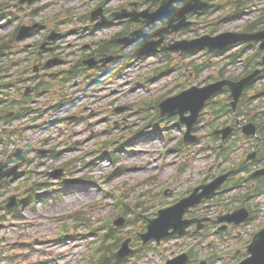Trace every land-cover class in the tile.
<instances>
[{"label":"rangeland","instance_id":"374dc122","mask_svg":"<svg viewBox=\"0 0 264 264\" xmlns=\"http://www.w3.org/2000/svg\"><path fill=\"white\" fill-rule=\"evenodd\" d=\"M122 2L123 0H115L111 6H118ZM221 2L220 0L216 1L217 9L204 19L202 18L200 25L197 24L192 30L187 31L183 37L196 38L216 27H218L217 34L227 31H240L249 21L258 18V12L253 13L257 9L256 6L262 7L260 9H263L264 6V0H252L248 7V13L227 19L226 14L230 8L225 5L227 2H222L225 7H221ZM96 4L97 1L95 0H58L57 4L52 7V11L59 9L60 5L62 7L75 5L78 8L77 13H85ZM221 15L223 18L219 20ZM77 17L75 16V18ZM13 28L14 26L4 27L3 30H0V38L11 35ZM69 28L71 25H65L66 30ZM116 30H106L99 33L97 38H105ZM77 41L78 39L73 37L72 42ZM75 49L72 47V51ZM255 52L254 46L249 49V56L255 55ZM192 59H195L197 63H202L205 61V56L198 54ZM219 61H215L216 65L212 63L214 68L205 71L198 82H205L211 74L214 75L216 69L221 67ZM186 62L185 60L173 59L175 70L163 75L156 74L154 71L163 67L159 56L149 58L125 69L123 73L126 74L122 79L116 76L107 80L110 84H107L101 93L100 91H92L90 87L86 89L83 83L68 86L67 91L75 103L64 106L62 116L65 117V120L44 135H39L36 132V135H28L25 139L30 140V146L36 147L37 142H44L47 138V149L53 151L56 150L57 146L60 149H67V153L58 161L51 157L41 159V162L43 160L48 162L47 170L50 167L63 166L77 158L84 159L82 164L73 162L69 167V171L76 173L71 178L82 179V182L69 191L62 192L60 200L56 203H52L51 199L45 203L38 198L34 205L22 204V215L26 218V228H21L22 231L19 227H16L19 231L17 229L1 231L5 223L15 221L11 216L6 215V219L0 221V244L5 245L4 249L7 253L1 256L0 264H85L87 262L86 257L91 254L89 242L98 240V236L91 235L88 227H76L72 229L74 238L71 241L67 239V244L62 245L57 244L63 238L58 234L56 235V229H59L62 223L66 225L75 223L76 219L72 215L82 209H84L82 211L89 213L87 218L89 217L93 222L92 229L103 227L104 219H112L113 223L117 219L112 214L117 211L114 207L116 201L107 195L106 190L118 193L127 189V186L132 187L129 195L130 202L137 199L139 192L143 193V190L152 191L153 195L156 196L152 197L151 201L146 204L148 214L152 215L154 209L171 206L179 195L185 197L188 189L199 185L203 178H207L206 182H209L213 176L218 175L217 169L220 167V162L215 161L216 153L212 149L216 141L204 137L209 134L206 125L202 126L199 134H197L202 138L200 145L187 148L188 154L184 157L173 150V147L182 139L186 130L185 126L177 124L176 121H165L159 123L156 128H152L155 125L147 128L145 124L148 120L145 117L151 115V112L136 110L147 98L157 100L158 97L168 93L174 87L175 91L172 94L175 95L181 92L184 86L195 84V77L193 75L188 76L191 71H189ZM179 66L182 68L179 69ZM213 69L215 72H212ZM179 83L181 85L176 88ZM173 85L174 87H172ZM50 100L51 97L48 101ZM56 100L55 97L53 101ZM68 105L70 108L67 107ZM73 116L76 118H70ZM205 117L208 119L209 115ZM70 121L74 123L71 124ZM22 138L16 140L25 144L26 142L22 141ZM117 138H121L120 141L123 142V145L127 149L129 148L128 152L118 148L120 152L117 154V160L113 156L101 155L104 151L114 150L113 148L117 143L112 145L111 140ZM74 143L78 150H71L70 147ZM240 144L241 141L238 142L237 147L232 152L229 162L234 163L233 157L235 160L238 159V151L242 145ZM87 152L88 155H86ZM182 159L187 166L181 167L179 165ZM46 169L42 165H33L32 169L27 170H32V172L26 174V176L32 175L30 180H26L25 176L13 185L16 186L15 188L1 191L0 203L4 204L5 199L13 193L20 195V200L25 199V190L32 188L29 182L40 179L45 181L46 177H43L41 173L47 171ZM150 179L153 182L148 183ZM55 182L58 184V180L53 181V183ZM162 191L165 192L162 194ZM88 205H91L89 206L91 208L87 207ZM202 206L194 212V216L198 213L202 217L215 219L223 212V208L218 205L213 207L210 205L207 208H202ZM138 214L147 215L141 214L140 211ZM15 222L19 223L18 221ZM138 223L140 221L129 227L127 231H140L142 225L139 226ZM213 228L212 225L206 226V230L203 231V235L206 237H200L204 239L202 254L209 253L215 248H218L219 251H226L239 245V240L235 238L239 231L234 237L224 240V237H219L213 233ZM250 229L255 230L252 227ZM4 240L13 242L10 249L7 248V244H3ZM194 244V238L187 236L181 239H172L164 245L166 248L165 256L159 255L157 252V254H151L145 261L131 259L127 264H158L165 257L173 258L179 255L185 247ZM238 248V258L232 259L228 255L216 264H236L240 259H244L246 247L238 246Z\"/></svg>","mask_w":264,"mask_h":264},{"label":"water","instance_id":"95a60500","mask_svg":"<svg viewBox=\"0 0 264 264\" xmlns=\"http://www.w3.org/2000/svg\"><path fill=\"white\" fill-rule=\"evenodd\" d=\"M30 3L34 0H28ZM153 1L156 5L161 0H147ZM184 3V6L181 8L174 7V3ZM209 5L207 3L201 2V0H163L161 3L160 9L153 13L149 14V11H145L144 13H136L133 12L130 14L132 20L139 21V17H144L147 23H156L160 20L168 19V27L157 31L152 35L142 36L140 32L134 33L132 36H136L134 38H125L121 40L122 43H130L132 41L139 40L142 37H145V41L141 44V49L137 51L138 54H146L150 51H157L158 46L162 43V40L154 43L150 40L155 36H163L164 34H170L172 32H179L183 28L189 27L191 23L187 22V15L189 13H199L200 10H205ZM100 14H102V9L98 10L93 14V19H96ZM126 13L118 15V18L127 17ZM177 21V24H174ZM36 27V26H35ZM34 27V28H35ZM172 29V30H170ZM28 29H23L19 39L25 37ZM250 41H262L261 48L264 49V31L256 33V34H239V33H225L216 37L212 36H204L200 39H196L193 41H182L176 42L169 49L170 51H182L189 52L200 50L204 48H208L210 50H224L229 46L236 44L238 42H250ZM260 71H256L252 75L242 79L239 82L233 81H221L215 84H212L206 88H197L193 87L190 90L180 94L179 96L173 97L165 101L161 104L162 114L163 115H181V122L186 123L188 126V132L185 136V141H191V132L196 124L199 114L201 110L206 105V102L211 99L214 95L224 90L225 87H228L232 94L231 98L234 99L232 103L234 109L236 110L237 104L241 99L244 90L247 86L251 85L256 77L260 74ZM187 112H191L190 117H186L185 114ZM232 131L229 129L224 131L225 137H227ZM244 133L247 135H254L256 133V127L252 124L244 127ZM22 152L14 154L18 159H22ZM6 165L0 166V180H3L5 177H11L17 175V167L9 169L5 171ZM264 176V170L259 171L253 175V177H262ZM229 175H225L221 178H218L209 186L200 187L195 190L194 194L190 196L188 199L184 200L174 208L162 211L160 213V218L155 221H150L148 226L149 233L143 235L146 241H149L151 238H155L158 242H160L163 238L169 236L171 233L169 231L174 229L175 233H179L181 235L186 233V228L194 222L201 221L192 220V221H183L184 214L189 211L190 207L197 205L200 203L205 197H210L215 194L216 190L222 186V184L226 181ZM6 181H3L5 183ZM1 185V184H0ZM203 189L204 192L199 194V191ZM15 203H11L9 206H13ZM249 214L246 210L236 211L232 215H228L224 218H220L217 222H228L240 224L244 222L248 218ZM201 227H198L200 230ZM128 244L124 245L125 249L122 251V256L128 253L127 251ZM249 253L252 255L250 258L242 262L241 264H264V230L258 233L253 243L248 248ZM188 258L187 256L179 257L169 264H187Z\"/></svg>","mask_w":264,"mask_h":264},{"label":"trees","instance_id":"16d2710c","mask_svg":"<svg viewBox=\"0 0 264 264\" xmlns=\"http://www.w3.org/2000/svg\"><path fill=\"white\" fill-rule=\"evenodd\" d=\"M264 21V20H263ZM263 21H260V22H257V23H255L253 26H251L250 28L252 29V31L253 30H255V29H258L259 27H260V24L263 22ZM109 49H110V47L109 48H105L104 47V50L102 49L101 51L102 52H105V51H109ZM197 71H201V69L200 68H198L197 69ZM227 95V94H226ZM227 101H229V100H227ZM217 105H219V104H217ZM212 108H213V110H214V106H212ZM228 103L226 104L225 103V106H223L222 107V111H224V110H228ZM218 112V111H217ZM240 112H241V108H240ZM219 113H216V115H218ZM249 166L250 165H245V166H243L242 167V170H247V169H249ZM238 172V171H237ZM262 192H264V180L263 181H260L258 184H256V186L254 187V186H252V187H250V191H248V193H247V195H244L245 196V199H246V201H247V206L249 207V201H250V199H251V195H253V194H260V193H262Z\"/></svg>","mask_w":264,"mask_h":264}]
</instances>
